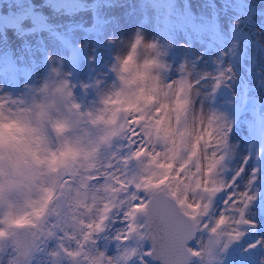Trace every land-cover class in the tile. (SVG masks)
Listing matches in <instances>:
<instances>
[{
	"label": "rangeland",
	"instance_id": "374dc122",
	"mask_svg": "<svg viewBox=\"0 0 264 264\" xmlns=\"http://www.w3.org/2000/svg\"><path fill=\"white\" fill-rule=\"evenodd\" d=\"M135 32L157 41L163 50L166 67L161 76L165 81L186 77L191 85L189 96L185 92L184 98L189 103L181 105L184 99L174 102L176 121L195 114L203 127L214 116L212 142L223 140L227 134L226 145L215 149L218 155H224L215 176L226 184L231 182V187L213 198L206 220L211 223L219 215L228 191L246 190L255 197L245 209V217L255 220V226H225L218 233L219 243L212 252L202 259L193 258L191 264H263L264 155L258 153L264 152V0H0V97H16L36 83L47 68L51 53L53 63L68 72L74 85L73 98L82 106L98 107L100 96L114 79L108 66L117 45L110 38H120L123 45V38ZM152 99L148 97L149 103ZM238 105L245 109L238 112ZM130 108L135 109L136 105L124 106L125 111ZM159 120L154 126L157 131L161 132V126L163 133L175 130L167 113ZM180 139L179 136L177 143ZM117 143L121 146L115 151L125 154L123 141ZM197 151L198 170L203 173L201 144L199 148L192 146L191 155ZM119 212H113L105 231L94 237L97 243L86 245L85 251L94 254L98 249L108 256L117 255L119 242L112 237L123 227ZM58 213L46 216L42 224L45 231L51 228L56 236L38 234L27 256L28 264H86L82 258L73 261L59 251L58 237L74 228L67 205L60 206ZM227 214L236 216L235 212ZM231 227H239L244 234L224 249L228 237L223 233ZM208 239L206 230H198L191 245L197 246L198 240L203 246ZM257 240L261 241L257 247L247 248ZM64 243L76 247L74 241L65 239ZM127 246L140 251L148 247L145 241L135 240ZM13 251L11 238L0 239V261L6 256L10 261ZM53 252L59 254L54 256ZM117 264H138V259L133 254L128 261L121 259Z\"/></svg>",
	"mask_w": 264,
	"mask_h": 264
},
{
	"label": "snow or ice",
	"instance_id": "6c2138e0",
	"mask_svg": "<svg viewBox=\"0 0 264 264\" xmlns=\"http://www.w3.org/2000/svg\"><path fill=\"white\" fill-rule=\"evenodd\" d=\"M139 41V37L137 38ZM135 48V45H133ZM182 89L191 85L188 81H182ZM188 98L180 101L181 105H187ZM168 104L154 109L152 112L145 111V114L133 118L132 123L140 125V130L131 129L125 137L127 152L121 154L113 153L112 159L116 164L108 163V170L101 174L94 175L89 171L87 175H79L77 180L65 181L67 213L73 222V232L63 231L58 237L57 247L67 257L76 261L82 258L86 264H117L118 260L128 261L129 257L135 254L138 264H191L193 258L202 259L205 254H210L213 247L219 243L218 233L228 225L255 226L253 220L245 217V209L249 202L255 199L248 191H228L222 201L224 205L219 215L209 223L206 220L213 198L225 188L231 187L222 180H217L215 172L224 159V155H218L215 150L225 146L227 143L224 133L223 140H211V130L215 127V117H209L208 123L204 124L202 130L198 127L191 143L188 142L189 129H179L180 142L177 143V136L171 132L163 134L155 129L154 124H159L157 118L162 108H168ZM148 123H144V122ZM179 121H177V125ZM139 137V139H137ZM203 143L204 171L198 170L200 159L199 151L191 155L192 146L199 148ZM212 149L209 155V149ZM161 165H171L161 167ZM89 169L98 171L94 165ZM239 170L236 176L240 174ZM255 172V169H253ZM163 179V183L159 181ZM235 177H233V180ZM254 179V177H253ZM89 181H100L98 184H89ZM251 183V180L249 181ZM74 185V186H73ZM52 199L51 190L47 191L44 198L46 205ZM60 206L45 211L44 205L39 210H34L39 223L22 218L9 221L16 225H33L36 231L32 233L31 249L35 245L37 235L56 236V233L49 228L47 231L42 227L43 220L53 212L58 213ZM117 209L120 223L123 227L118 229L112 237L118 241V253L115 257L108 256L105 251L96 250L93 254L85 251L86 245L96 244L94 237L99 236L106 229L107 223ZM235 212L236 216L227 213ZM5 221H0V223ZM53 228L56 225L52 226ZM206 230L209 239L200 246L196 240L193 247L191 242L195 240L197 231ZM78 231V235L76 234ZM12 235L0 229V236ZM228 237L224 249H228L229 243L238 240L244 233L239 227H231L223 233ZM74 241L76 247L70 248L65 245L64 240ZM151 241L149 247L143 251L132 248L129 250L130 242ZM15 250L20 251L21 246L15 241ZM261 241L257 240L247 245V248H255ZM124 245L122 250L120 246ZM24 251L20 255L27 257L30 249L23 246ZM139 252V255L137 256ZM53 252L52 255H58ZM151 258V259H149ZM9 264H15L13 260Z\"/></svg>",
	"mask_w": 264,
	"mask_h": 264
},
{
	"label": "clouds",
	"instance_id": "9594fccd",
	"mask_svg": "<svg viewBox=\"0 0 264 264\" xmlns=\"http://www.w3.org/2000/svg\"><path fill=\"white\" fill-rule=\"evenodd\" d=\"M110 39L117 45L108 66L114 79L100 96L98 107L82 106L73 98L74 85L68 72L53 63L51 53L48 66L36 83L16 97H0V221H5L0 223V229L16 234L2 235L0 239L11 238L21 246L20 251L25 250V245L31 250L36 228L8 222L25 218L36 224L39 221L34 210L41 205L45 211L67 205L65 181L77 180L89 171L98 175L108 170L106 165L113 163V153L121 146L117 141L126 146L125 137L131 129L140 130V125L132 123L133 118L144 115L145 109L155 115L154 109L168 104L157 118L167 113L171 124L176 125L171 131L174 136L179 137V129H189V143L198 127L202 130L195 114L182 116L177 125L172 109L175 100L185 98V92L189 96L187 86L181 90V82L188 80L181 77L173 82L162 78L161 70L166 64L157 41L139 32L123 38V45L120 38ZM150 96L153 99L149 103ZM127 104H135L136 108L125 111ZM152 124L155 126L154 121ZM160 131L163 134V126ZM89 165L98 171L89 169ZM48 190L52 199L45 205ZM20 251L14 250L11 260L28 264ZM0 264H9V258L6 256Z\"/></svg>",
	"mask_w": 264,
	"mask_h": 264
},
{
	"label": "bare ground",
	"instance_id": "6f19581e",
	"mask_svg": "<svg viewBox=\"0 0 264 264\" xmlns=\"http://www.w3.org/2000/svg\"><path fill=\"white\" fill-rule=\"evenodd\" d=\"M154 2V1H153ZM122 9V8H121ZM139 9H141V8H139ZM127 10V9H126ZM134 10H136V8L134 9ZM133 10V11H134ZM128 11V10H127ZM144 11V10H143ZM135 12V11H134ZM133 13V12H132ZM130 15H131V12H130ZM140 15V14H139ZM123 16V15H122ZM121 16V17H122ZM125 16V15H124ZM123 16V17H124ZM132 16V15H131ZM149 16V15H148ZM36 17H37V15H36ZM127 17V16H126ZM126 17H124V19L126 18ZM151 17V16H150ZM154 18V17H153ZM34 19V18H33ZM129 19V18H128ZM119 20V19H118ZM149 20V19H148ZM32 21V20H31ZM128 22V21H127ZM146 22V21H145ZM121 23H123V22H121ZM148 23V21L146 22V24ZM130 25V24H129ZM148 25V24H147ZM128 26V25H127ZM122 27V26H121ZM123 29V28H122ZM121 30V29H120ZM122 31V30H121ZM125 32V31H124ZM124 32H123V35H124ZM121 44H122V41H121ZM59 48V47H58ZM61 48V47H60ZM59 48V49H60ZM179 49V48H178ZM61 50V49H60ZM62 52V51H61ZM63 53V52H62ZM178 53V52H177ZM57 55V54H56ZM179 55V54H178ZM238 145V147H240L241 145L240 144H237ZM247 149V148H246ZM99 182V181H98ZM259 217L258 218H256L257 220L260 218V215H258ZM255 221V220H254ZM259 222V221H258ZM258 222H256V223H258ZM261 223H259L258 225H260ZM117 226H119V225H117ZM263 226H264V224H263ZM119 228V227H118ZM120 229V228H119ZM263 229H264V227H263ZM261 230V229H260ZM259 230V231H260ZM262 232V231H261ZM262 235H263V233H262ZM260 236V235H259ZM262 237V236H261ZM264 239V238H263ZM35 241H36V239H35ZM96 249V248H95ZM102 249V248H101ZM106 249V248H105ZM96 251V250H95ZM264 264V263H263Z\"/></svg>",
	"mask_w": 264,
	"mask_h": 264
},
{
	"label": "water",
	"instance_id": "95a60500",
	"mask_svg": "<svg viewBox=\"0 0 264 264\" xmlns=\"http://www.w3.org/2000/svg\"><path fill=\"white\" fill-rule=\"evenodd\" d=\"M145 242L147 243L148 247L151 245V241L145 240ZM14 250H15V243H14ZM30 252H31V250H30ZM153 264H159V261H153Z\"/></svg>",
	"mask_w": 264,
	"mask_h": 264
}]
</instances>
